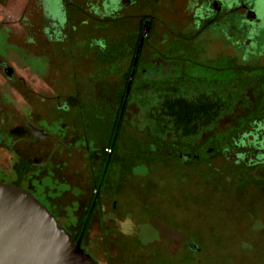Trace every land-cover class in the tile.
<instances>
[{"label":"flooded vegetation","instance_id":"flooded-vegetation-1","mask_svg":"<svg viewBox=\"0 0 264 264\" xmlns=\"http://www.w3.org/2000/svg\"><path fill=\"white\" fill-rule=\"evenodd\" d=\"M186 99L221 101L212 129L227 122L215 139L237 136L221 147L201 135L165 139L186 129L168 107ZM91 106L110 128L104 140L90 132ZM137 126L156 137L141 143L128 133ZM136 156L177 165L218 159L236 167L233 179L252 168L264 178V0H7L0 10V180L37 198L40 192L53 211L57 198L72 194L68 208L83 204L85 230L93 212L121 207L120 185L137 178ZM77 164L78 176L63 175ZM166 224L181 234L172 243L141 238L134 223L122 231L102 223L104 258L69 232L96 264L197 263L204 244ZM113 231L121 252L110 256Z\"/></svg>","mask_w":264,"mask_h":264},{"label":"rangeland","instance_id":"rangeland-1","mask_svg":"<svg viewBox=\"0 0 264 264\" xmlns=\"http://www.w3.org/2000/svg\"><path fill=\"white\" fill-rule=\"evenodd\" d=\"M6 2L1 0L0 10L5 8ZM94 111L99 110L91 106L88 114L90 132L95 133L98 140H104L110 128ZM140 116L139 111L138 124L141 122ZM226 122V118H222L217 130L205 131L200 138L215 139ZM128 133L141 143L151 142L156 137L140 126ZM178 134L180 131L172 129L164 138L173 139ZM231 136L235 137L237 133L233 131L224 134L214 142L221 147ZM124 141L129 152L131 137ZM104 151L109 152V147ZM136 158L137 178L126 185H120L121 207L116 210L107 209L103 214L93 212L82 234L85 245L97 258H104L105 253L102 223H111L118 229L120 225L121 231L126 225L124 223H134L138 225L141 238L167 237L171 243L180 238L181 234L164 227V224L176 223L185 227L190 237L204 244V255L195 264H264V178L257 175V170L252 168L250 174L240 180L233 179L236 167L227 166V162L218 159L212 163L177 165L162 157L144 163H141L139 156ZM77 166V170L75 165L62 170L63 175L67 178L78 176L74 172L79 174L82 167L80 164ZM124 166L125 163L120 166L122 173L126 169ZM59 188L62 186L59 185ZM37 194L38 199L57 216L59 224L68 231L80 232L86 215L83 214V204L75 211L68 208L74 201L72 194L66 193L57 198L59 205L55 211L40 192ZM155 226L159 229H154ZM108 239L107 252L110 256L120 253V244L114 231Z\"/></svg>","mask_w":264,"mask_h":264},{"label":"water","instance_id":"water-1","mask_svg":"<svg viewBox=\"0 0 264 264\" xmlns=\"http://www.w3.org/2000/svg\"><path fill=\"white\" fill-rule=\"evenodd\" d=\"M0 264H96L30 191L0 180Z\"/></svg>","mask_w":264,"mask_h":264},{"label":"trees","instance_id":"trees-1","mask_svg":"<svg viewBox=\"0 0 264 264\" xmlns=\"http://www.w3.org/2000/svg\"><path fill=\"white\" fill-rule=\"evenodd\" d=\"M216 102L217 108L214 105ZM170 103L171 104H168V107H170L171 115L175 117V122L185 124L186 126L184 132H180L179 134L183 139H194L199 137L203 132L212 129L221 110V101L214 100L186 99L175 102L170 100ZM181 113L184 114L181 115ZM84 231L85 230L81 228L79 233L83 234Z\"/></svg>","mask_w":264,"mask_h":264}]
</instances>
